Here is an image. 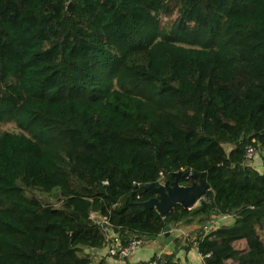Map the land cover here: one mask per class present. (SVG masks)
I'll list each match as a JSON object with an SVG mask.
<instances>
[{"label": "trees", "instance_id": "trees-1", "mask_svg": "<svg viewBox=\"0 0 264 264\" xmlns=\"http://www.w3.org/2000/svg\"><path fill=\"white\" fill-rule=\"evenodd\" d=\"M7 123L0 264H112L193 223L201 264H264V171L245 158L264 150V0H0ZM177 171L208 200L145 209L143 184Z\"/></svg>", "mask_w": 264, "mask_h": 264}, {"label": "water", "instance_id": "water-1", "mask_svg": "<svg viewBox=\"0 0 264 264\" xmlns=\"http://www.w3.org/2000/svg\"><path fill=\"white\" fill-rule=\"evenodd\" d=\"M175 179L171 182H164L156 185L155 183L143 184V188L155 194V196L142 201L141 205L145 209L156 208L161 215L168 213L176 204L192 208L209 188L208 182L203 178L202 173H189L182 171L174 172ZM193 175L200 177L199 182H192L190 185L181 184L184 178H190ZM171 226L165 228V236L171 233Z\"/></svg>", "mask_w": 264, "mask_h": 264}, {"label": "crops", "instance_id": "crops-1", "mask_svg": "<svg viewBox=\"0 0 264 264\" xmlns=\"http://www.w3.org/2000/svg\"><path fill=\"white\" fill-rule=\"evenodd\" d=\"M257 164L260 169L264 171V153L257 155ZM162 182V181H161ZM201 225L198 223H193V225H184L179 227H172L171 235L169 237H158L156 239H151L147 241H142L141 246L145 249H149L151 251V255L148 258L140 259L135 256V252L140 251L142 249L135 250L131 257L127 258V262L124 261H115L114 259L109 257V263L112 264H127L132 263L135 264L136 262L143 261L146 259H150L155 254L161 255L167 252H174L176 250L177 256L175 260L178 261V264H201L200 259L198 258V253L196 249L193 247L188 250L185 249L186 247L190 246L192 243V239L195 238V229L200 228ZM194 236V237H193ZM178 241H177V240Z\"/></svg>", "mask_w": 264, "mask_h": 264}, {"label": "built area", "instance_id": "built-area-1", "mask_svg": "<svg viewBox=\"0 0 264 264\" xmlns=\"http://www.w3.org/2000/svg\"><path fill=\"white\" fill-rule=\"evenodd\" d=\"M261 153L263 154L264 151H261L260 149H258L253 144H247L245 147V158L247 160L251 161V160L255 159V157L257 155H260ZM161 175H163V174H161ZM162 180H163V176H161L159 181H162ZM201 198H203L204 200H208V198L205 195H203ZM91 217H94V215H92ZM142 241L143 240L139 239V238H132L130 240V242L125 246H118L117 245V246L111 247L109 249V253L111 254L110 258H112L114 260H118V261L126 260L125 258L131 257L132 253L135 250L140 248ZM194 243L196 245L197 241H194ZM139 264H160V263L157 260L149 259V260L144 261L143 263H139Z\"/></svg>", "mask_w": 264, "mask_h": 264}, {"label": "rangeland", "instance_id": "rangeland-1", "mask_svg": "<svg viewBox=\"0 0 264 264\" xmlns=\"http://www.w3.org/2000/svg\"><path fill=\"white\" fill-rule=\"evenodd\" d=\"M169 16V14H167L165 17H164V20ZM16 126L14 124H11V123H7V124H0V131L2 130H16ZM264 151V150H263ZM250 164H252L253 166L255 167H258V164H257V159H253L250 161ZM164 183V182H162ZM42 201L46 202V203H51L53 205H56V206H59L60 205V201H59V198L57 197L56 194H54L53 192L52 193H47V192H41V191H38L35 193ZM244 245H247V244H244ZM142 246H140L139 249H141ZM138 249V250H139ZM89 251V250H87ZM135 256L137 258H140V259H144V258H148L149 255H151V251L149 249H145L142 247V249L140 251H137L134 253ZM133 255V254H132ZM131 255V256H132Z\"/></svg>", "mask_w": 264, "mask_h": 264}]
</instances>
